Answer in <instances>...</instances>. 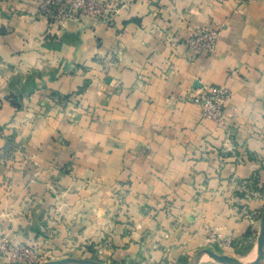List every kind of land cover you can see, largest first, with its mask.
Here are the masks:
<instances>
[{
    "label": "crops",
    "instance_id": "obj_1",
    "mask_svg": "<svg viewBox=\"0 0 264 264\" xmlns=\"http://www.w3.org/2000/svg\"><path fill=\"white\" fill-rule=\"evenodd\" d=\"M40 4L0 0V241L106 264L253 262L264 0H123L111 23L63 26ZM201 28L220 31L213 52L188 46ZM206 85L231 91L222 125L193 101Z\"/></svg>",
    "mask_w": 264,
    "mask_h": 264
},
{
    "label": "built area",
    "instance_id": "obj_2",
    "mask_svg": "<svg viewBox=\"0 0 264 264\" xmlns=\"http://www.w3.org/2000/svg\"><path fill=\"white\" fill-rule=\"evenodd\" d=\"M248 1V0H242ZM123 0H41L37 17L51 25H64L69 20L84 21L94 19L111 23L118 15ZM220 31L215 28L195 30L188 46L197 53L213 52L216 49ZM231 98V91L224 86L203 87L194 97L199 106L201 117L219 124L225 123V107ZM213 238L208 239L213 242ZM223 241V242H222ZM221 245L229 246L228 239ZM0 256L9 264H39L41 256L31 247L24 244H11L3 239L0 241Z\"/></svg>",
    "mask_w": 264,
    "mask_h": 264
},
{
    "label": "water",
    "instance_id": "obj_3",
    "mask_svg": "<svg viewBox=\"0 0 264 264\" xmlns=\"http://www.w3.org/2000/svg\"><path fill=\"white\" fill-rule=\"evenodd\" d=\"M211 258L212 260L226 263V264H245L241 263L239 260L234 259L225 254H219L211 249L201 250L194 261V264H198L199 259ZM264 260V213L262 216V229L258 238V253L256 259L248 264H260ZM44 264H105L91 259H78V258H66L59 261H52Z\"/></svg>",
    "mask_w": 264,
    "mask_h": 264
},
{
    "label": "rangeland",
    "instance_id": "obj_4",
    "mask_svg": "<svg viewBox=\"0 0 264 264\" xmlns=\"http://www.w3.org/2000/svg\"><path fill=\"white\" fill-rule=\"evenodd\" d=\"M208 86H212V85H206V86H204V87H208ZM201 89H203V88H201ZM201 89H200V90H201ZM198 93H199V92H198ZM198 93H197V94H198ZM197 94H196V95H197ZM196 95H195V96H196ZM195 96H194V97H195ZM194 97H193V99H194ZM193 101H194V100H193ZM194 103H195V102H194ZM200 113H201V111H200ZM263 213H264V212H263ZM263 213H262V216H263ZM28 247H29V246H28ZM213 251H214V250H213ZM215 252H217V253L219 252V254H221L222 251H218V250H217V251H215ZM40 256H41V258H42V260H41L42 262H40L39 264H44V263H49V262H52V261H59V260H62V258H60V259H57V258H51V259H50V258H47V259H46L43 255H40ZM68 258L91 259V260H95V261H98V262L105 263V261H102V260H100V259H98V258H95L94 256H93V257H90V258H89V257H83V256H80V257H79V256H75V257H68ZM63 259H66V258H63ZM208 259H211V258H208ZM211 260H212V259H211ZM105 264H106V263H105Z\"/></svg>",
    "mask_w": 264,
    "mask_h": 264
}]
</instances>
